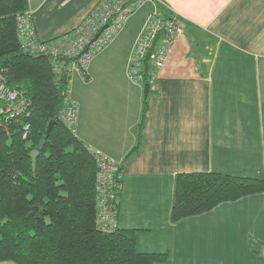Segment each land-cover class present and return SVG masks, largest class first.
Listing matches in <instances>:
<instances>
[{
    "label": "crops",
    "instance_id": "1",
    "mask_svg": "<svg viewBox=\"0 0 264 264\" xmlns=\"http://www.w3.org/2000/svg\"><path fill=\"white\" fill-rule=\"evenodd\" d=\"M99 1L29 0L38 37L71 32ZM155 11L178 16L183 32L146 96L145 80L129 76V63ZM71 87L79 102L76 136L122 164L118 224L138 230L139 251L168 253L162 264H264L250 244H264V193L171 220L179 173L264 178V0H149L92 60L88 78L73 76ZM146 97L143 143L127 159ZM207 232L232 250L201 247Z\"/></svg>",
    "mask_w": 264,
    "mask_h": 264
},
{
    "label": "trees",
    "instance_id": "2",
    "mask_svg": "<svg viewBox=\"0 0 264 264\" xmlns=\"http://www.w3.org/2000/svg\"><path fill=\"white\" fill-rule=\"evenodd\" d=\"M29 0H0V71L11 88L32 102L31 115L0 128V261L16 264H162L166 252L137 249L138 230L97 225V163L85 143L61 122L68 76L57 74L48 55L25 51L17 17ZM145 83H149L145 79ZM148 97L138 124L143 143ZM31 123L26 138L23 124ZM53 122L50 133L49 124ZM42 140L35 172L30 154ZM264 193V178L220 172H183L176 177L171 220L211 211L219 204Z\"/></svg>",
    "mask_w": 264,
    "mask_h": 264
},
{
    "label": "built area",
    "instance_id": "3",
    "mask_svg": "<svg viewBox=\"0 0 264 264\" xmlns=\"http://www.w3.org/2000/svg\"><path fill=\"white\" fill-rule=\"evenodd\" d=\"M146 1L149 0H100L93 10L71 32L48 41L41 40L34 26L32 13L27 11L17 17V36L25 51L46 54L51 59L55 73L68 76V86L64 91V105L59 118L76 135L79 102L72 94V79L80 75L88 78L92 60L103 52L124 29L127 21ZM177 16L162 17L155 11L140 34L129 63V76L142 82H155L172 46L183 26ZM159 38L152 47L156 36ZM150 52L149 67L145 69V58ZM32 102L20 87L11 88L5 74L0 71V128L8 130L12 122L25 120L31 115ZM31 123L23 124V137L26 138ZM97 163V225L105 232L119 227L120 194L124 172L116 158L100 150H91Z\"/></svg>",
    "mask_w": 264,
    "mask_h": 264
},
{
    "label": "rangeland",
    "instance_id": "4",
    "mask_svg": "<svg viewBox=\"0 0 264 264\" xmlns=\"http://www.w3.org/2000/svg\"><path fill=\"white\" fill-rule=\"evenodd\" d=\"M147 2V1H146ZM145 2V3H146ZM154 14V13H153ZM159 14V13H158ZM175 14H177V13H175ZM133 15V14H132ZM131 15V16H132ZM177 19H179L178 18V16L176 17ZM154 42V41H153ZM173 47V46H172ZM154 48V47H153ZM90 150V149H89ZM91 151V150H90ZM92 153V152H91ZM119 220V219H118ZM229 241H233V238H231V237H229V239H228ZM199 241V240H198ZM251 246L253 247V248H255V249H258V250H260V251H262V255H263V258H264V244H261L260 242H258V241H252L251 243ZM195 245H196V243H195ZM199 245L201 246V247H207L208 249L211 247V249L214 251V252H220V253H222V252H226L227 250H232L231 248H228L227 247V245L228 244H226L225 242H224V240H223V236H221V235H218V234H216V233H213L212 235H210L209 234V232H207V237L206 238H201L200 239V242H199ZM238 247L239 248H241V249H243L244 248V243H239L238 244ZM253 248H251V249H253ZM251 249L250 248H248V250H249V252L251 251ZM244 250H246L245 248H244ZM221 260L222 259H220V260H218V259H215L214 260V264H221Z\"/></svg>",
    "mask_w": 264,
    "mask_h": 264
},
{
    "label": "water",
    "instance_id": "5",
    "mask_svg": "<svg viewBox=\"0 0 264 264\" xmlns=\"http://www.w3.org/2000/svg\"><path fill=\"white\" fill-rule=\"evenodd\" d=\"M158 38H159V35L156 36V38H155V40H154V42H153L151 48H153V47L155 46V44H156ZM149 56H150V52L147 54V56H146V58H145V61H144L145 69H146V70H148V67H149V64H148ZM149 91H150V84H149V83H146V84H145V95H146V96L149 94ZM52 126H53V122H51V123L49 124V127H48V129H47V133H48V134L50 133V131H51V129H52ZM44 145H45V140H42V141L40 142V144L38 145V147L36 148V150H34V151L30 154V156H31V158H32V165H33V171H34V172H35V170H36V166H37V158H38V155H39V153H40V151H41V149L43 148Z\"/></svg>",
    "mask_w": 264,
    "mask_h": 264
},
{
    "label": "clouds",
    "instance_id": "6",
    "mask_svg": "<svg viewBox=\"0 0 264 264\" xmlns=\"http://www.w3.org/2000/svg\"><path fill=\"white\" fill-rule=\"evenodd\" d=\"M150 84V83H149Z\"/></svg>",
    "mask_w": 264,
    "mask_h": 264
}]
</instances>
